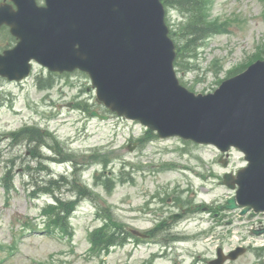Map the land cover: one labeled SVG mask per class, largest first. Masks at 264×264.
<instances>
[{
	"label": "rangeland",
	"instance_id": "1",
	"mask_svg": "<svg viewBox=\"0 0 264 264\" xmlns=\"http://www.w3.org/2000/svg\"><path fill=\"white\" fill-rule=\"evenodd\" d=\"M197 10L213 30L191 42L188 31ZM165 22L177 48V77L194 92H212L264 56V0H199L197 7L170 3ZM48 79L55 84L37 87ZM91 109L108 113L80 71L49 75L35 66L27 80L0 87V264H207L217 247L228 251L248 243L243 255L226 264H264V246L250 242L251 227L263 217L249 219L226 208L233 191L219 183L225 171L245 164L240 153L233 150L223 167L214 146L161 139L137 121L116 115L99 119ZM26 125L45 129V141L68 149L72 163L59 160L66 153L29 144L21 137ZM14 131L20 136H12ZM44 157L59 163L39 168L40 160L48 161ZM61 175H71L73 185L48 182ZM169 197L188 207L186 216L147 238L132 235L174 210ZM54 198L73 203L68 234L46 230L44 207ZM103 223L104 231L119 228L127 238L96 253L91 238Z\"/></svg>",
	"mask_w": 264,
	"mask_h": 264
},
{
	"label": "water",
	"instance_id": "2",
	"mask_svg": "<svg viewBox=\"0 0 264 264\" xmlns=\"http://www.w3.org/2000/svg\"><path fill=\"white\" fill-rule=\"evenodd\" d=\"M14 2L18 9L7 20L20 40L6 52L17 65L10 61L9 78L26 76L31 58L50 70L79 69L89 74L105 107L160 137L177 135L222 152L237 148L248 163L223 176L222 183L238 186L227 207L264 212V59L213 92L194 93L174 71L161 0H46V7L35 0ZM6 16L0 7V23ZM232 252L235 258L243 249Z\"/></svg>",
	"mask_w": 264,
	"mask_h": 264
},
{
	"label": "trees",
	"instance_id": "3",
	"mask_svg": "<svg viewBox=\"0 0 264 264\" xmlns=\"http://www.w3.org/2000/svg\"><path fill=\"white\" fill-rule=\"evenodd\" d=\"M164 4L173 3L175 5L180 6H191L197 7L199 5V0H162ZM196 15L193 19V24L191 28H189V41L195 42L198 39L203 38L205 34H208L213 29L211 25H207L204 23V17L200 11H195ZM43 132L35 131V129H27V136H33L34 139L43 140L44 137ZM61 180H49L50 184L60 183L62 182L63 185H67L70 187V179L64 177L63 175L60 176ZM9 179L8 176L4 177ZM8 182H6V185ZM48 187H43L42 190L46 191ZM56 200V198H55ZM73 203L69 201H62L57 200L55 203H49L44 207V215L48 217L49 221L46 224V230L52 234H60V232L69 233V217L71 216V211L73 210ZM125 237L123 235H119L118 230H106L104 231L102 227L98 229V232L92 234L91 242H92V249L95 250L96 253L101 252V250H108V248L114 244L121 243L124 241Z\"/></svg>",
	"mask_w": 264,
	"mask_h": 264
},
{
	"label": "flooded vegetation",
	"instance_id": "4",
	"mask_svg": "<svg viewBox=\"0 0 264 264\" xmlns=\"http://www.w3.org/2000/svg\"><path fill=\"white\" fill-rule=\"evenodd\" d=\"M36 1H37V4L44 5V0H36ZM0 4H3L5 6V8L7 9V11H8L7 18L10 16V10L11 9L12 10L17 9L13 0H0ZM17 41H18V39L16 38V36H14L10 31V26L6 23L0 24V55L4 54V52L6 50H9L14 45H16ZM41 69L44 71V67H41ZM50 75H51V73H50ZM46 78H48V76ZM53 82H54L53 84H55V81H53ZM4 83H16V82H10L7 79V77L2 76L0 74V87ZM46 83L49 84L50 83L49 80H47ZM169 199L170 200L168 202L170 204H172V209H174V210L169 211V213H167V215L165 217H162V220L159 222L160 223L159 228H162V227H164L166 229L171 228L176 219H179V218L183 219L186 216V214L188 213V207H183L181 202L178 201V198H169ZM176 215H178V217H175ZM153 230L154 229L149 230L147 232V235H151V232ZM231 261H235V260H231ZM228 262L229 261H227L226 263H228ZM206 263L208 264V260L206 261ZM226 263H224V264H226ZM173 264H182V263H175L174 262Z\"/></svg>",
	"mask_w": 264,
	"mask_h": 264
}]
</instances>
